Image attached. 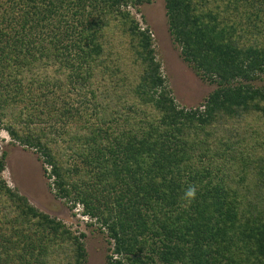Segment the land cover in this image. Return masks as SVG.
Masks as SVG:
<instances>
[{
    "label": "trees",
    "instance_id": "trees-1",
    "mask_svg": "<svg viewBox=\"0 0 264 264\" xmlns=\"http://www.w3.org/2000/svg\"><path fill=\"white\" fill-rule=\"evenodd\" d=\"M165 2L184 61L217 84L203 105H177L127 0H0V130L107 237V264H264V0ZM6 157L0 264H86V235L10 188Z\"/></svg>",
    "mask_w": 264,
    "mask_h": 264
},
{
    "label": "rangeland",
    "instance_id": "rangeland-1",
    "mask_svg": "<svg viewBox=\"0 0 264 264\" xmlns=\"http://www.w3.org/2000/svg\"><path fill=\"white\" fill-rule=\"evenodd\" d=\"M127 1V10L143 30L148 28L153 35L157 58L162 65V74L177 105L186 109L203 105L207 97L217 88V84L202 80L184 61L181 48L174 42L169 31L165 0ZM253 85L264 87V75L253 82ZM79 99V96L72 93L69 102L78 105ZM42 103L32 104L35 114L43 118L45 123L54 122L58 127L62 126L64 123L59 120L62 115L57 112L55 106ZM45 112L53 115H46ZM3 152L7 153V157L2 177L10 188L27 197L30 204L38 210L62 220L77 235L84 233L86 235L84 243L88 252L86 264H107L110 247L107 237L99 232L97 225H90L91 220L83 215L82 206L71 209V204L56 197L53 179L45 173V166L39 154L33 149L14 144L8 133L0 130V157ZM261 155L263 157L264 153L261 152Z\"/></svg>",
    "mask_w": 264,
    "mask_h": 264
},
{
    "label": "clouds",
    "instance_id": "clouds-1",
    "mask_svg": "<svg viewBox=\"0 0 264 264\" xmlns=\"http://www.w3.org/2000/svg\"><path fill=\"white\" fill-rule=\"evenodd\" d=\"M197 186L195 184H189L184 190H183V196L182 199L188 201L191 203L193 200H195L197 195Z\"/></svg>",
    "mask_w": 264,
    "mask_h": 264
}]
</instances>
